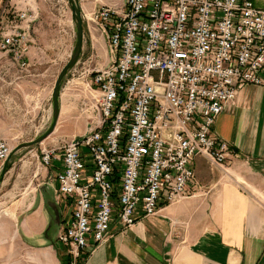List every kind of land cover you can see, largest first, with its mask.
<instances>
[{
    "label": "built area",
    "instance_id": "built-area-1",
    "mask_svg": "<svg viewBox=\"0 0 264 264\" xmlns=\"http://www.w3.org/2000/svg\"><path fill=\"white\" fill-rule=\"evenodd\" d=\"M16 18L25 24L0 38V52L26 68L37 16ZM94 18L111 60L88 59L86 132L38 156L40 168L60 165L57 195L72 207L56 237L67 264H81L112 224L125 231L185 199L196 157L224 171L236 155L215 121L243 88L264 89V9L251 0H125L120 13L101 6ZM11 152L0 138V170Z\"/></svg>",
    "mask_w": 264,
    "mask_h": 264
},
{
    "label": "crops",
    "instance_id": "crops-1",
    "mask_svg": "<svg viewBox=\"0 0 264 264\" xmlns=\"http://www.w3.org/2000/svg\"><path fill=\"white\" fill-rule=\"evenodd\" d=\"M251 1L264 9V0ZM55 4L56 0H0V38L13 26H24L16 18L19 13L37 16L23 59L26 68L12 53L0 52V138L11 147L33 140L44 127L56 78L71 53L69 41L63 50L55 40L61 32L54 25ZM94 39L91 36L97 50ZM94 53L90 55L99 60L97 64H107L100 62L104 56ZM83 56L82 49L69 78L80 73L79 79L86 81L88 61ZM60 104L55 128L60 140L80 137L71 132L83 131L84 119L71 123L63 118L71 114L64 107L63 93ZM212 131L236 155L229 157L225 172L196 157L195 183L185 199L137 220L125 231L112 224L105 242L90 244L82 264H264V89L240 90ZM20 162L5 176L1 188L9 184ZM59 170L54 163L44 168L39 179L33 174L26 188L12 186L0 192V264H62L56 237L72 207L57 195Z\"/></svg>",
    "mask_w": 264,
    "mask_h": 264
},
{
    "label": "rangeland",
    "instance_id": "rangeland-1",
    "mask_svg": "<svg viewBox=\"0 0 264 264\" xmlns=\"http://www.w3.org/2000/svg\"><path fill=\"white\" fill-rule=\"evenodd\" d=\"M124 1L125 0H80L81 8L83 9V13L85 15V17L83 16V29H84L83 59H84V62L88 61V59L91 57L90 54H92L94 51H95L94 56L99 55V56L105 57V58L103 57V61L101 60L100 62L105 63L106 61V63H108L111 60L107 40L105 38V35L102 33L100 24L94 18V12L97 8L101 6H106L120 13L123 8ZM59 7L57 4H55V9H56L55 19L56 20H55L54 25L56 28L60 29L61 31L60 35H58L55 38V40L57 41V43L62 45L63 50H64L66 47L67 41H69V43L73 45V22L71 19L70 8L66 12H59ZM91 36L95 38L94 46H96L97 50L93 48V41L91 40ZM96 51H97V54H96ZM95 60L97 62L99 61L98 59H95ZM85 70H87V67L85 68ZM82 72H84V70ZM79 75L80 73L75 74L71 78H69V81L66 82L62 93H63L64 107L65 106L68 107L67 109L71 111V114L69 116H63V118L71 119V123H76V121H78L79 119H84L85 121V129L83 131L74 132V133L71 132V134H76L77 136L81 137L86 132L87 119L85 118V116H82V113L80 110V102L81 100L84 99L86 95V91H85V81L79 79ZM40 118H41V121L45 120L44 116ZM79 122L81 121L79 120ZM60 136L61 135L55 130L51 136H49L46 140H44L40 144L41 146L39 145L31 152L23 155V157L21 158L22 162H20L17 165L16 170L13 173V176L9 184L8 185L5 184L2 188L0 186V192L5 193L7 190H10L12 186H15L16 189H21V190L26 188L28 179L32 178L33 174L35 173L38 174L37 178L39 179L41 177L42 171H44V169H39L38 167L39 166L38 156L40 153V148L41 147L53 148L55 146H59L63 144L64 142L69 141V138H63L60 140L61 138ZM58 137H59L58 141H55V140L53 141L54 138H58ZM10 148L13 150L15 147L10 146Z\"/></svg>",
    "mask_w": 264,
    "mask_h": 264
},
{
    "label": "water",
    "instance_id": "water-1",
    "mask_svg": "<svg viewBox=\"0 0 264 264\" xmlns=\"http://www.w3.org/2000/svg\"><path fill=\"white\" fill-rule=\"evenodd\" d=\"M67 2L71 11V19L73 22V45L68 61L63 66L56 78L51 95V108L48 120L46 121L44 127L38 131L33 140L23 143L12 150L11 154L0 170V186L3 183L6 174L17 162L21 160L23 155L34 150L55 131L60 116L61 93L71 73L75 70L76 66L80 62L84 42L83 18L80 0H67Z\"/></svg>",
    "mask_w": 264,
    "mask_h": 264
},
{
    "label": "trees",
    "instance_id": "trees-1",
    "mask_svg": "<svg viewBox=\"0 0 264 264\" xmlns=\"http://www.w3.org/2000/svg\"><path fill=\"white\" fill-rule=\"evenodd\" d=\"M61 259H62V264H67V258L66 257L61 256Z\"/></svg>",
    "mask_w": 264,
    "mask_h": 264
}]
</instances>
